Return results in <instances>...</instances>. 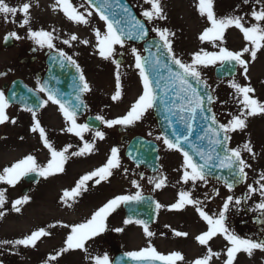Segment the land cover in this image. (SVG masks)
Returning <instances> with one entry per match:
<instances>
[{
    "label": "rangeland",
    "instance_id": "obj_1",
    "mask_svg": "<svg viewBox=\"0 0 264 264\" xmlns=\"http://www.w3.org/2000/svg\"><path fill=\"white\" fill-rule=\"evenodd\" d=\"M129 1L142 17H144L142 13L151 8L145 0ZM25 2L31 4L29 26L20 27L24 19L22 13H17L15 17L10 15L5 17L0 14V91L5 93L1 87L2 82L9 81L16 76H23L25 72L24 66L15 56L19 45L31 40L28 37V28L43 29L52 31L56 37L55 45L67 49L83 65L91 88L88 92L90 98L97 96L104 101L111 100L116 88V74L120 73L121 99L111 100V103L106 104L99 112L105 119H116L125 115L126 101L135 102L143 91L142 79L139 69L135 67V56L132 52L135 48L141 56L143 53L141 44L125 41L122 47L115 46L112 58L104 59L99 55L95 31L99 29L101 33H104L106 24L85 0H70V2L80 13L86 15L89 20L87 25L70 21L60 10L56 0H6V3L14 7H20ZM161 3L167 19H157L152 22L147 21V23L151 30L166 27L174 33L171 43L177 58L182 62L191 63L193 55L201 50L218 51V47L199 39L205 28L211 26L206 16L199 13V0H161ZM262 6L264 4L257 3V0H249L248 4H245L243 0H213V9L217 17L233 14L243 16L245 26L256 23L251 17V11L259 10ZM89 12L92 14L87 16ZM12 32L20 37V39L15 38L17 45L2 46L5 34ZM73 34L78 37V40L72 41L71 46L62 43L64 39H69ZM82 40H88L89 43L85 45L80 42ZM216 43L230 51H242L245 46L250 47L249 43L244 40L243 34L235 27L227 29L223 40ZM33 44H35L34 41ZM9 56H13L14 59L8 60ZM243 58L248 61L247 79L240 66L237 73L228 78L215 77L214 66L216 64L200 68L201 78L213 91V108L221 123H227L231 119L230 114L235 115L240 111L238 96L229 86L233 80L241 85L252 86L255 91L251 95L264 102V48L257 52L255 60H252L248 53H245ZM114 60L119 62V67L113 62ZM2 67H8L9 71L3 72ZM30 81L34 82V80ZM6 114L10 120L15 119L16 123L0 124V171L29 154L36 157L41 165H46L50 159V153L38 132L31 131L33 125L31 113L10 105L6 109ZM37 117L41 126L46 129L50 142L57 150H62L67 146L66 143L69 142L68 138L71 136L68 132H63L61 126V123L66 121L61 113L55 112L50 102L37 112ZM119 127H122L123 131H119ZM100 130L105 132V138L95 139V149L92 153L72 156L71 152L78 151L81 144L72 146L67 153L69 158L64 165V172L54 174L47 179L41 177L38 182L30 186L27 193L21 192L23 181H19L15 186L0 183V189L5 190L6 196V203L2 208L5 214L0 218V240L19 239L41 227L50 232V235L42 237L34 248L0 245V264H45L50 255H54L65 246L70 227H63V225L70 226L84 222L108 200L117 195H134L137 191H153L159 203L164 206L159 209L153 227L149 228L153 233L151 237L144 233L141 225L135 223L125 225L124 220L126 219L122 211L117 210L107 220L106 233L103 232L86 242L83 250H69L63 253L58 257V264H94L93 257L104 254H107L110 259L112 257L110 247L104 241L107 236L112 238L121 249L128 252L140 251L149 246L164 255L179 251L184 255L185 260L178 264H190L194 259L201 258L206 254L207 249L206 246H201L195 238L207 230L206 223L192 206H186L183 210H169L168 207L178 200V193L182 190L192 191L193 197L203 202L204 209L209 214L217 213L229 195L241 199V205L230 206L227 213L231 230L243 238L256 240L264 238V231L258 229L255 221L261 218V226L264 225V213L255 207L262 199L259 191L244 200L248 185L258 189L259 185L256 182L260 180L261 173H264V113L249 116L245 129L230 133L232 148L242 147L243 144L250 142L255 153L254 156L247 152L242 153L243 158L251 167L245 170L247 177L244 182L233 187L231 191L224 183L210 178L207 184L198 183L194 190L191 183H183L181 179L184 171L183 154L169 149L163 143V139H156L161 135L150 112H147L141 121L128 128L120 125L108 128L103 125ZM123 134L128 136L141 134L158 142L160 149L158 176L142 171L127 159L124 155V144L120 143ZM93 138L94 133L89 131L87 141L91 142ZM112 147L119 149L121 167L114 169L112 176L98 185L94 181H89L87 191L82 192L75 201L65 203L62 200L63 192L73 188L83 175L105 164ZM125 169L127 172L124 171ZM141 173H143V179L140 178ZM161 176L167 178L166 185L156 189L154 184L149 183V178ZM132 180L139 183V189L133 186ZM261 182L264 183V181ZM216 190L219 191V195L216 194ZM25 195L30 197L29 201L20 206L21 210L16 212L11 207L12 202ZM49 225H55V227L49 228ZM116 228H122L123 231L116 232ZM175 231L186 232L188 235L177 237L174 234ZM226 244L227 242L221 236L214 237L209 242V247L214 252L221 253L219 259L213 257L211 264H224ZM234 264H264V251L255 250L251 256L241 252Z\"/></svg>",
    "mask_w": 264,
    "mask_h": 264
},
{
    "label": "snow or ice",
    "instance_id": "obj_2",
    "mask_svg": "<svg viewBox=\"0 0 264 264\" xmlns=\"http://www.w3.org/2000/svg\"><path fill=\"white\" fill-rule=\"evenodd\" d=\"M91 4L92 0H88ZM145 2L151 5L150 10H146L142 13L145 19L149 22L154 20H166V14L161 3V0H145ZM245 4L249 3V0H243ZM257 3L264 4V0H257ZM56 4L64 15L70 20L78 24L87 25L89 20L85 14L80 13L76 7L70 2V0H56ZM120 11L117 12L113 9L111 0H102L99 3L96 11L106 24V31L101 33L99 29L95 31L97 47L99 55L104 59H109L114 56L115 46H123L127 39H143L148 36V29L145 24L136 19L131 11L120 5ZM30 8L31 4L25 2L20 7L10 6L6 3V0H0V14L8 17L9 15L15 17L17 13H22L24 19L20 24V27L30 25ZM110 9H112L110 11ZM199 13L202 16H206L207 21L210 23V27H206L199 39L202 42H208L213 46L218 47V51H204L201 50L193 55L191 63L182 62L177 58L171 43V37L174 35L168 28H153L152 31L156 33L159 38V43L155 44L157 53H152L151 49H146L149 52L147 58H142L137 50H132L135 56V67L139 69V74L143 83L142 94L131 105L130 109L125 115L116 119H105L101 115L95 117L96 121L105 125L108 128L113 126H132L135 123L141 121L145 114L149 110L158 111L163 121L166 122L167 129L170 130L171 136L165 131L161 136H157L156 139H163V143L169 148L183 154V166L184 171L182 174V181L185 184L191 183L194 190L198 183L207 184L210 177L215 176V170L227 169L229 176L227 178L216 177L217 179H224V183L229 191H231L234 185L245 180L247 177L246 169L251 165L243 158L242 153L247 152L255 155L253 147L250 142L243 144L242 147L229 148L228 144L231 139L230 133L246 128V120L249 116L264 113V102L254 98L253 94L255 89L250 85H241L237 81L233 80L230 83V87L233 88L238 96L239 104L241 105L238 114L231 115V119L227 123H220L217 120L215 113L212 112L211 107L206 106L205 96L207 99V105L213 103V96L210 93L202 95L200 90L193 85L191 81H195V84L207 87L205 82L201 78V67H207L219 63L220 65L234 66L239 65L243 69L245 79H247L248 73V61L245 60L244 54L248 53L252 60L257 57V52L264 48V6L259 10L253 9L251 11V17L256 22L250 26H245L243 16L229 15L225 17H217L213 9V0H199L198 5ZM92 13H87L90 16ZM119 17V18H117ZM123 25L122 27H118ZM231 27L239 29L243 34V38L250 45L245 46L242 51H230L226 47L217 45V41H222L225 31ZM20 39L17 33L12 32L8 38ZM28 37L34 41V43L41 49H56L54 36L52 31H46L43 29L32 30L28 28ZM78 37L73 34L69 39H64L63 44L71 46L72 41H77ZM81 43L87 45L88 40H82ZM161 50L166 51V58L168 62H164V55ZM58 52L57 62L61 67L70 65L75 68L79 73L78 81L74 80V102L71 99H64L61 97L57 89L48 86L47 82H44L39 86V92L46 93L47 99L41 102L40 107H44L51 102L58 105L59 111L62 113L68 127L65 129L68 133L74 134L81 141L83 146L78 151L71 152L72 156H82L90 154L95 149V139L103 140L105 138V132L98 128L93 127L88 123H78V114L82 109L87 108V105L82 99L84 93L90 92L91 88L85 76L75 59L71 55H68L62 49H56ZM119 67L118 61H113ZM173 66H175L174 70ZM166 69L167 74H163ZM31 91V90H29ZM122 88L120 81V73L116 74V88L115 93L112 96V100L116 101L121 99ZM15 94H13V97ZM10 106V100L3 91H0V124L6 122L16 123L15 119L9 118L6 114V109ZM33 118V125L31 131L38 132L40 139L43 141L44 146L50 153V159L46 165H41L37 162L36 157L33 155H27L23 159L18 160L9 167L3 168L0 171V183L15 186L23 177L35 174L38 177L47 179L48 177L64 172V165L68 160L69 149L72 145L65 146L62 150H57L50 142L46 129L41 126V122L37 117V112L33 107H27ZM197 120L202 121L201 132L202 135L198 136L200 141H207V147L202 145H195L191 141V137L194 134V124ZM177 125L183 127V131ZM92 131L94 133L93 141H87L84 138V134ZM151 135V133H149ZM184 145H188L189 148L199 157L197 161L188 150H185ZM119 149L112 147L110 156L107 158L106 163L96 168L95 170L83 175L75 186L70 190L63 192L62 200L65 203L69 201H75L84 191H87L88 182L94 181L95 184H100L102 181H106L112 176L113 170L120 168ZM127 172V169L124 170ZM140 178L143 179V174H140ZM166 177L149 178V183L154 184L156 189H160L166 185ZM264 173H261L260 180L256 183L259 188L252 185H248L247 193H245L244 200L249 199L257 191H259L262 197L261 201L256 204V209L261 213H264ZM131 183L137 189L140 188L139 183L136 180H132ZM216 194L219 195V191L216 190ZM30 197L25 195L20 199H16L12 202V209L19 212L20 206L26 204ZM145 198L140 191H137L134 195H117L114 198L108 200L98 209H96L84 222L76 223L73 225H63V227H70V234L67 235L65 246L57 251L54 255H50L45 264H58V257L69 250H83L85 249L86 242L92 240L94 237L99 236L105 232L107 228V220L109 216L114 213L121 205H133L143 202ZM6 203L5 190L0 189V209L4 207ZM242 200L234 198L232 195L226 197L221 209L217 213L209 214L205 211L203 202L193 197L192 191L182 190L178 193V200L171 204L169 210H183L186 206H192L197 211L200 218L206 223L207 230L196 236V240L201 246H206V254L201 258L194 259L190 264H211L213 257L219 259L220 252H214L209 247V242L214 237L221 236L227 242L226 252L224 255L226 259L224 264H234L237 260L239 253H246L251 256L255 250L264 251V239L256 240L253 238H243L235 231L231 230L228 224L227 213L230 210V206L241 205ZM70 206V204H69ZM164 207L160 203L155 204V208L159 210ZM130 215L128 219L124 220V224H138L143 226L144 233L151 237L153 233L149 230L148 221L136 218V209H129ZM4 212L0 211V218L4 216ZM49 228L55 227V225H49ZM116 232L123 231L122 228H116ZM174 234L177 237H186L188 233L182 231H175ZM50 232L41 227L30 234L23 236L22 238L15 240H0V245H11L13 247H36L37 242L42 237H47ZM127 257L132 260L140 262V264H178L185 260L184 255L179 251H173L170 254L164 255L159 253L154 247H147L140 251L128 252ZM94 264H112L107 254L102 256L97 255L93 257Z\"/></svg>",
    "mask_w": 264,
    "mask_h": 264
},
{
    "label": "water",
    "instance_id": "obj_3",
    "mask_svg": "<svg viewBox=\"0 0 264 264\" xmlns=\"http://www.w3.org/2000/svg\"><path fill=\"white\" fill-rule=\"evenodd\" d=\"M88 2V0H86ZM102 0H92V7L96 10V8L98 7L99 3H101ZM89 3V2H88ZM111 3L113 5V9L117 12L120 11V5H123L125 7H127L132 15L140 20L142 23L145 24V27L148 29L145 21L140 18L135 10L133 9V7L130 5V3L127 0H111ZM112 9H110L111 11ZM119 18V17H117ZM123 25H119L118 27H122ZM149 33V30H148ZM129 40H133V41H142L143 42V48H144V54L142 55V58H147L149 55V52L146 51V49H151L152 53L156 54V55H161V53H157L156 52V48L154 47L155 44L159 43V38L157 36H152L149 37V34L147 37L143 38V39H129ZM5 45H10L11 42L5 41L4 42ZM161 52L164 55V62H168L167 58H166V51L165 50H161ZM51 57V58H50ZM48 58V63H49V68L47 70V73L45 75V79L44 82L48 83V86L52 88V73L57 74V88L58 89H63V87L66 86H71V88L68 89V92L74 88V80L78 81V76L79 73L76 72L75 68L70 66V65H66L63 69H60V67H54L51 68V63H54L55 58H52V56H50ZM60 65V64H59ZM174 70H178L175 69V66H173ZM237 70V65L234 66H228V65H216L215 67V75L218 78L221 77H228V76H232ZM56 71V73H55ZM163 74H167L166 69L162 70ZM193 83V85L195 87L198 88V90H200L202 95H205L207 93H210L212 95L211 90L209 89V87L207 86L206 88L203 87L202 85H197L195 84V81H191ZM7 84L4 83L3 86L5 87ZM31 90V91H29ZM59 93L61 94V97L64 99H71L69 97H66L64 95H62L61 90L59 91ZM13 94H15V96L13 97ZM213 96V95H212ZM7 97L9 98L10 102L12 103H16L19 105H23V106H27V107H33L35 109L39 108L42 99L40 98L39 94L34 91L33 89L25 86L24 82L19 79L16 78L14 79L8 90H7ZM205 103L206 106L211 107L212 109V104L211 105H207V99L205 96ZM154 111V115L155 118L157 120V124L161 130L162 133H164L165 131L168 132L169 136H171V132L170 130L167 129V125L166 122L163 121V117L162 115L156 111ZM213 112V109H212ZM214 113V112H213ZM89 122H91L93 125L92 126H98V122L93 119V118H89ZM201 124L202 121L197 120L196 123L194 124V134L191 137V141L193 144L195 145H202L204 147H207V141H200L198 139V136L202 135L201 132ZM178 127L181 128V130L183 131V127L181 125H177ZM229 147V145H228ZM185 150H188L190 152L191 155H193V157L199 161V157H197L195 155V153L192 151L191 148L188 147V145H184ZM158 146L157 144L151 140V139H147L143 136H135L130 140L129 145L127 146L126 149V154L132 159L134 160L137 164H145L147 165L149 168L151 169H155L157 167V163H158ZM229 176V172L227 169L224 170H220V169H216L215 170V176H213L214 178L216 177H223V178H227ZM37 178V176L35 174H30L29 176H26V179L28 180H35ZM217 179V178H216ZM221 181H224V179H218ZM239 184V183H238ZM236 184V185H238ZM234 185V186H236ZM143 197L145 198L143 200V202L139 203V204H133V205H124L125 210H126V216L129 217V215L131 214L129 209L131 208H135L136 209V213L137 215L135 217H133L134 219L139 218V219H143L148 221V223H151L154 218H155V213H156V208H155V204L156 201L154 200V198L152 196L149 195H143ZM113 264H140V262L132 260L131 258L127 257V255L125 253H118L114 260H113Z\"/></svg>",
    "mask_w": 264,
    "mask_h": 264
},
{
    "label": "flooded vegetation",
    "instance_id": "obj_4",
    "mask_svg": "<svg viewBox=\"0 0 264 264\" xmlns=\"http://www.w3.org/2000/svg\"><path fill=\"white\" fill-rule=\"evenodd\" d=\"M9 34V33H8ZM12 41V45H17V42H15V38L13 37L11 39ZM56 49H62L64 52H66L68 55H71L74 58V56L67 50L64 49L62 47L56 46ZM56 49H52V50H56ZM50 49L47 48H39L36 44H33V41L30 40V42L25 43L23 42V44L19 45V50L18 53H16V58L18 59V62H20L23 66H24V74L23 76H20L23 80H25V82H27L29 85H31L32 87H34L35 89H39V86L42 84V78L44 75V72L46 70V58L48 53L50 52ZM14 57L13 56H9L8 60H13ZM76 60V59H75ZM77 61V60H76ZM13 62V61H11ZM77 63L79 64L85 79L87 80V74H86V70L84 69L83 65L77 61ZM3 70H7L9 71L8 67H2ZM30 80H34V82L32 83ZM88 82V80H87ZM44 100L47 99V97L43 96ZM82 99L84 101V103L87 105V108L82 109L81 112L78 114V123H87V118L89 116H93L96 117L97 115H101L100 114V110L105 107L106 104H110L111 100L108 99L107 101H104L103 99H101L100 97L94 96L93 98H90L87 93H84L82 95ZM51 103V102H50ZM134 102L132 100H130L129 102L126 101L125 105V109L128 111L131 107V105ZM52 104V103H51ZM52 106L55 109V112L61 113L59 111V107L58 105L52 104ZM45 107V106H44ZM44 107H42L41 109H39L36 112L41 111ZM62 114V113H61ZM61 126L63 128V132H66L65 129L68 127V124L66 122H62ZM102 128V126H100L99 130ZM128 128V126H127ZM118 129H123L122 127H119ZM87 133L84 134V138L85 140H87ZM69 137L68 141L66 144L67 145H72L75 146L76 144H81V147L83 146V141H81L78 137H76L74 134L72 133H68ZM121 143V141H120ZM26 186L27 188L30 187L29 184L26 183H22V187ZM244 225V222L242 223V227ZM248 225V224H246ZM104 240H106L108 242V244L110 245V247H113L115 245V243L113 242L112 239L110 238H105Z\"/></svg>",
    "mask_w": 264,
    "mask_h": 264
}]
</instances>
